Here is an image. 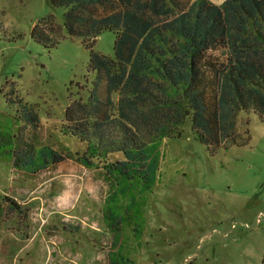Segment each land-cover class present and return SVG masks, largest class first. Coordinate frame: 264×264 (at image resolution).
Returning a JSON list of instances; mask_svg holds the SVG:
<instances>
[{"label": "rangeland", "instance_id": "obj_1", "mask_svg": "<svg viewBox=\"0 0 264 264\" xmlns=\"http://www.w3.org/2000/svg\"><path fill=\"white\" fill-rule=\"evenodd\" d=\"M111 2L124 14L120 31L163 17L158 0ZM67 11L60 0H0V264H108L117 251L120 264H264V116L239 111L231 135L214 142L198 140L188 122L153 138L150 177L132 172L108 200L119 186L75 159L86 144L69 128L118 117L119 88L92 58H114L117 30L71 35ZM50 148L74 157L36 174L13 162L33 154L38 164ZM62 216L84 220L65 217L93 239L82 253L60 243Z\"/></svg>", "mask_w": 264, "mask_h": 264}, {"label": "trees", "instance_id": "obj_2", "mask_svg": "<svg viewBox=\"0 0 264 264\" xmlns=\"http://www.w3.org/2000/svg\"><path fill=\"white\" fill-rule=\"evenodd\" d=\"M158 1L163 12L160 20H143L134 31H120L124 14L110 12L111 0H60L68 6L69 34L117 30L114 58L95 54L92 58L98 73L119 88L118 117L97 118L86 125L79 120L75 130L69 128L86 144L83 152H75V159L105 169L119 186L108 200L124 192L126 186L121 184L132 172L139 178L150 177L155 167L149 154L153 144L148 143L153 138L162 139L174 128L179 133L188 122L198 140L214 142L231 135L239 111L264 116V0ZM35 34L39 40L47 37ZM117 154L122 157L110 160ZM23 157L30 159L14 156L15 166L35 174L74 156L50 148L38 164L32 160L36 155ZM105 210L114 229L113 212L109 207ZM119 254L109 257L112 264H120Z\"/></svg>", "mask_w": 264, "mask_h": 264}, {"label": "crops", "instance_id": "obj_3", "mask_svg": "<svg viewBox=\"0 0 264 264\" xmlns=\"http://www.w3.org/2000/svg\"><path fill=\"white\" fill-rule=\"evenodd\" d=\"M61 163V162H60ZM59 163V164H60ZM50 166H47L43 169H48L50 168ZM42 170V169H40ZM38 170V171H40ZM37 171V172H38ZM36 174V173H35ZM70 218L72 219V221H79V222H83L84 220H82V218L80 216H62V218L59 219V222L61 224V226L59 225H56L58 227V229H60V234H61V237H62V240H61V244L66 248V247H69V249H72L73 251L72 252H78V253H82L81 249L83 246H86V243H85V240L87 239H91V241H93L92 237H89V236H86L85 234L81 233L80 231H77V229L79 228L75 223H72L71 221H69L67 218ZM49 218L50 216H44V218L42 219V223L44 224V222H49ZM105 219V218H104ZM69 221L70 224H66V222ZM90 228L92 229L91 232L92 234H99L97 233L98 229L100 228H96L94 226H91L90 225ZM67 229V230H66ZM95 231V232H94ZM14 234V233H13ZM15 236V234H14ZM50 236V234H48L46 232V234L42 235V237L45 239V238H48ZM14 239L16 240L17 238H13V241ZM14 243V242H13ZM21 244V242H20ZM24 246V245H23ZM21 246L19 248V250L23 247ZM80 258V257H79ZM13 262H14V259H13ZM108 264H112V261H108Z\"/></svg>", "mask_w": 264, "mask_h": 264}]
</instances>
